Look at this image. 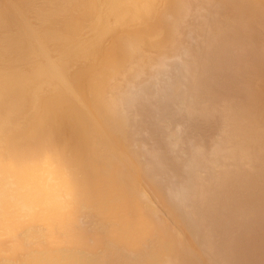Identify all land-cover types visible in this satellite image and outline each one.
I'll return each instance as SVG.
<instances>
[{"label": "rangeland", "instance_id": "rangeland-1", "mask_svg": "<svg viewBox=\"0 0 264 264\" xmlns=\"http://www.w3.org/2000/svg\"><path fill=\"white\" fill-rule=\"evenodd\" d=\"M89 1L95 8L82 0H0V76L42 78L27 84L31 101L64 93L78 106L89 101L113 142H123V153H107L90 122L75 121L67 104L58 105L61 122L33 116L31 102L16 113L21 127L46 120L30 138L54 132L52 140L69 145L70 154L76 130L84 128L95 161L120 163L117 176L133 185L130 193L155 233L141 253L111 242L99 251H115L116 258L105 259L116 264H146L166 235L175 248L157 264H264V0H152L144 16L132 12L140 0L124 1L132 11L121 18L106 0ZM109 55L113 64L103 65ZM77 71L76 92L61 91L58 76ZM133 170L139 174L131 176ZM81 214L86 232L108 234L94 208Z\"/></svg>", "mask_w": 264, "mask_h": 264}, {"label": "bare ground", "instance_id": "bare-ground-1", "mask_svg": "<svg viewBox=\"0 0 264 264\" xmlns=\"http://www.w3.org/2000/svg\"><path fill=\"white\" fill-rule=\"evenodd\" d=\"M82 1L90 9L95 8V5L92 4L89 0ZM124 1L132 0H106L110 9L117 14L118 18L123 17L128 11L131 10L129 7L124 5ZM140 1L141 5L138 3L133 4V11L131 10L133 12V15L144 16L151 11L152 0ZM43 20L44 19H42L41 21ZM74 26L71 23L70 28L74 30ZM151 27V25H148L145 28V31L149 30ZM103 28L104 27H99L96 29L100 30ZM100 34L102 35L103 33ZM100 37L101 36H99V38ZM15 42L16 41H14V43ZM129 50L130 49H127V51ZM52 55L53 54H51V56ZM109 56H106L102 59L103 61L101 62H103V65H109L114 61L115 58L113 59L111 58V56ZM96 58L98 59L99 57ZM91 59H93V57L90 58V60ZM67 64H69V62H67ZM81 70L83 69L81 68ZM26 72L27 74H29L28 69L26 70ZM62 72L64 73L63 68ZM80 73L81 71H77V73L69 78H67V74H65V79L61 78L59 75L58 80L61 81L59 84L61 87V91L62 89H66L71 91V94L74 93V90L76 88L74 87L75 84L73 85V82L75 77L77 75H80ZM9 74L7 73L8 76H0V264H116L112 260L105 259V255L107 253L116 254L114 253L115 251L111 252L113 251L111 248H106L108 249V252H106V254L105 250H103L104 253H101L99 251V249H103L104 245H107L108 242H111L116 247L141 253L142 244L154 235L155 230L152 227L153 225L146 220V215V218L143 216V210L141 211L142 208H140L141 204L138 203V199H135V196H133L134 194L131 195V189L134 188L133 185L130 184V182L122 181L117 176V173L118 175H120L119 172H116L118 163H112V159V162H109L110 160H107V163H100L95 161L97 160L95 154V152L97 151L94 150L93 146H91V141L89 142V140L84 137V128L76 130L75 136L73 138L75 146L72 147L76 150L72 151V153L70 154H66L65 151L69 150V148L67 147L69 145L52 140V135H54V132H46L39 137L36 136L37 138H30L28 136V132L30 133L31 131L43 126L41 123L43 121L46 122V120H40V122L42 121L40 123L37 122L36 118L34 119L30 117L31 120L26 121L24 120L25 118L22 117V120L26 121V124L25 126L21 127V124L18 125L17 123H14L18 118V116H16V113L21 110L22 106H24L25 103H27V105L28 103H33L35 107V113H32L33 116H36L37 118H39L38 116H41L42 119L43 117L45 119L52 117L59 119L60 106L58 105L67 104L71 108V110L74 109V111L76 112L74 114L75 121H84L87 123L90 122L89 124L91 128H93L98 133L103 144L105 145L107 153L113 154L119 153V151L123 153L125 149L122 144L123 142L121 144H115L116 142H113L109 128L107 129L99 120V117L95 115V108H93L89 101H83L82 106H78L75 102L74 96L65 93L59 94L57 96H51L53 94H50V96H45L36 99L35 101H31L32 97L30 96V94L25 93L27 84H29V82H35L36 85L37 81L39 84V82L42 81V78L35 79L34 77L33 81L32 78L30 79L23 74ZM112 74L108 76L110 77ZM37 76H40V74ZM105 81H107V79ZM43 85L45 87V83ZM53 87L55 88V86ZM58 87L59 86H57V88ZM45 89H43V91ZM80 98L82 99V96H80L78 99ZM6 102H8V104H5ZM53 104H55V106H53ZM23 108H25V106ZM27 108L29 107L27 106ZM24 110L26 109H23L22 111ZM28 110L29 109H27V111ZM23 113L19 114H21V116H24V114L26 113ZM26 119H29V117H27ZM49 122L50 121H48V123ZM116 129L117 128H115V130ZM86 134L87 131L85 133V136ZM108 138H110L112 141H108ZM94 140L96 141V139ZM98 148H100L101 152V147ZM99 158L102 157L99 156ZM49 165H52V168L50 170L51 173L44 174L43 171ZM78 174H82V176H78ZM138 174V170H133L131 176H137ZM47 175H49L48 177L50 178H53V176H55V181H48ZM123 176L120 177L123 178ZM85 208H94L97 213L101 215V217L109 224V231L106 236H103L104 234L100 231V233L92 234L88 231L87 233L85 229L80 225L79 218L82 215L81 210ZM166 237L167 236L164 235L163 237H160V240H158V238L156 239L158 240L159 249L158 247L157 249L154 248V258L150 262H148L149 260L147 259L148 261L146 262V264H157V262H159L160 260L159 256L164 253L168 255V252L170 255V251L174 250L175 247L172 249V244L169 242L171 239L168 240ZM172 241H174L173 238ZM116 257L117 254L115 258ZM130 262L131 261H129V263Z\"/></svg>", "mask_w": 264, "mask_h": 264}]
</instances>
